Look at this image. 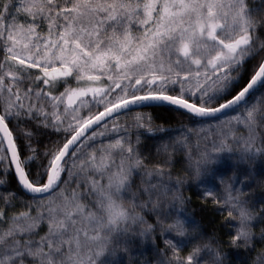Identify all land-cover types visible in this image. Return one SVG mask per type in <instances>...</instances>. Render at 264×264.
Wrapping results in <instances>:
<instances>
[{
  "label": "snow or ice",
  "instance_id": "1",
  "mask_svg": "<svg viewBox=\"0 0 264 264\" xmlns=\"http://www.w3.org/2000/svg\"><path fill=\"white\" fill-rule=\"evenodd\" d=\"M260 4L0 0V188L9 175L16 185L0 192V264H118L137 240L157 248L153 264H225V245L255 252L240 264H264V226L253 231L264 204L254 210L239 167L264 157ZM145 108L187 122L163 162L143 155L144 133L168 131ZM204 125L219 145L197 140L192 174L173 178ZM224 152L237 153L227 178L213 167ZM193 181L202 203L227 212L226 241L188 211Z\"/></svg>",
  "mask_w": 264,
  "mask_h": 264
},
{
  "label": "trees",
  "instance_id": "2",
  "mask_svg": "<svg viewBox=\"0 0 264 264\" xmlns=\"http://www.w3.org/2000/svg\"><path fill=\"white\" fill-rule=\"evenodd\" d=\"M250 7L253 8H262L260 0H248ZM257 18H259L260 13H256ZM260 33L264 35V28H261ZM75 86V82H72ZM140 111L150 113L153 118V125L160 126L168 129L167 132L156 131L155 133H144L141 136V145L143 155L148 157L149 161L152 162H163L165 159H168V154L165 153L163 145L165 142L168 144V151L171 152L173 148V140L180 135L179 132L175 129L179 128L182 123H187L183 121L181 117L177 116L174 113H169L163 108H145ZM124 118L121 117L123 122ZM143 132V130H141ZM220 130L217 128L209 129L207 125H204L203 128H198L193 131L191 134V143H192V160H188L185 157L184 152H177L175 155L176 163L171 166V172L173 178L179 173L181 175L192 174V165L197 154L196 143L199 140V150H211L213 144L219 145V141L222 138L218 135ZM225 131H227L225 129ZM264 133V129L260 130ZM243 132L242 128L237 129V133ZM136 132L133 130L132 139L135 141ZM228 143H230L233 149L237 148V143L229 138ZM38 147H42L39 145ZM159 149V152H158ZM237 153H228L224 152L220 154V160L213 167L217 170L219 174H222L227 178L228 175L232 174L234 160ZM242 171L246 174H250L249 180L245 181L244 184V194L250 202L254 201V210L258 211L262 204H264V157L257 156L254 159H251L245 164L239 166ZM3 177V172L0 171V178ZM137 178V182H138ZM242 176H239L236 180V184L240 185ZM9 183L4 188H0V192L7 190H16V185L11 175L8 177ZM213 183L217 185L218 191L220 194H223V185L219 184L218 180H213ZM235 194V193H234ZM185 196H191V201L188 204V211L198 220L204 227V231L208 234L215 232L223 240H227L228 237L224 235L225 228L222 227L224 218L227 215V212L217 211L215 206L212 204V201L209 199L206 202H201L200 194L197 190V185L193 181L189 186L184 190ZM154 217L152 221L154 222ZM264 224L256 222L254 232L259 233L261 227ZM157 236H159V229L157 230ZM164 237H160L157 241L158 248H164L163 243ZM261 247H264V244H261L259 241L256 243V250H259ZM225 252L228 253L225 264H240L241 261L246 259H251L255 255V252L246 254L243 249L233 250L229 246L225 245ZM187 251V248L184 249ZM158 255L157 248L153 246L151 240L147 242H137L132 246L130 253H120L116 258L118 264H153L154 261L160 259ZM203 258H207L202 257Z\"/></svg>",
  "mask_w": 264,
  "mask_h": 264
}]
</instances>
